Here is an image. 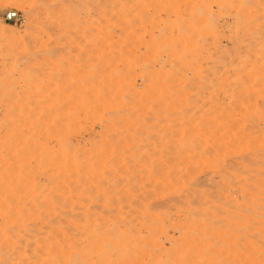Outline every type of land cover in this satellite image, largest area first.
Wrapping results in <instances>:
<instances>
[{
	"label": "rangeland",
	"instance_id": "374dc122",
	"mask_svg": "<svg viewBox=\"0 0 264 264\" xmlns=\"http://www.w3.org/2000/svg\"><path fill=\"white\" fill-rule=\"evenodd\" d=\"M0 264H264V0H0Z\"/></svg>",
	"mask_w": 264,
	"mask_h": 264
},
{
	"label": "built area",
	"instance_id": "2783aa9c",
	"mask_svg": "<svg viewBox=\"0 0 264 264\" xmlns=\"http://www.w3.org/2000/svg\"><path fill=\"white\" fill-rule=\"evenodd\" d=\"M7 20L10 22H12V21L18 22L20 20V18L18 17L17 13H11L8 15Z\"/></svg>",
	"mask_w": 264,
	"mask_h": 264
},
{
	"label": "bare ground",
	"instance_id": "6f19581e",
	"mask_svg": "<svg viewBox=\"0 0 264 264\" xmlns=\"http://www.w3.org/2000/svg\"><path fill=\"white\" fill-rule=\"evenodd\" d=\"M244 28V27H243ZM257 31V30H256ZM193 36V35H192ZM251 37V36H250ZM261 43V42H260ZM255 48V47H254ZM259 50V49H258ZM258 52V51H257ZM246 53V52H245ZM263 55V54H262ZM252 59H254V58H252ZM258 60V59H257ZM261 60V59H260ZM231 61V60H230ZM256 67V66H255ZM257 72V71H256ZM253 80V79H252ZM253 82V81H252ZM263 84V83H262ZM159 95V94H158ZM129 101V100H128ZM123 104V103H122ZM174 104V103H173ZM127 107V106H126ZM198 109V108H197ZM121 120V119H120ZM127 121V120H126ZM128 123V122H127ZM194 144V143H193ZM229 144V143H228ZM181 149V148H180ZM175 151V150H174ZM205 153V152H204ZM198 159V158H197ZM214 160V159H213ZM207 161V160H206ZM177 167V166H176ZM189 169V168H188ZM194 172V171H193ZM192 172V173H193ZM178 173V172H177ZM178 176V175H177ZM177 178H179V177H177ZM176 179V178H175ZM164 180V179H163ZM179 182V181H178ZM177 182V183H178ZM164 188V187H163ZM171 189V188H170ZM162 191V190H161ZM185 191V190H184ZM179 193V192H178ZM77 194V193H76ZM171 194V193H170ZM173 194V193H172ZM209 194V193H208ZM185 195V194H184ZM201 196V195H200ZM173 197V196H172ZM190 197V196H189ZM182 198V197H181ZM180 198V199H181ZM201 199V198H200ZM156 204V203H155ZM160 204V203H159ZM161 205V204H160ZM205 207V206H204ZM88 208V207H87ZM170 208V207H169ZM204 209V208H203ZM194 214V213H193ZM204 214V213H203ZM209 216V215H208ZM199 218V217H198ZM197 219V218H196ZM195 220V219H194ZM204 225V224H203ZM212 230V229H211ZM209 231V230H208Z\"/></svg>",
	"mask_w": 264,
	"mask_h": 264
}]
</instances>
